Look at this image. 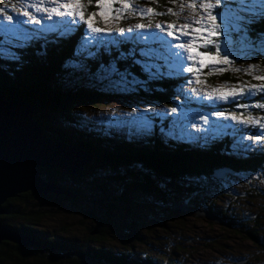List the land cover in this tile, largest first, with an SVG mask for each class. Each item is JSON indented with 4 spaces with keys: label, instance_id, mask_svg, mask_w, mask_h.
I'll return each mask as SVG.
<instances>
[{
    "label": "rangeland",
    "instance_id": "rangeland-1",
    "mask_svg": "<svg viewBox=\"0 0 264 264\" xmlns=\"http://www.w3.org/2000/svg\"><path fill=\"white\" fill-rule=\"evenodd\" d=\"M228 2L229 0H224V4L229 5ZM174 3L176 7L172 9V18L168 20L151 15L152 11H148L153 10L154 7L151 0H129L126 5L114 3L108 6L111 12L109 18L105 19L101 16H87L85 0L79 5H65L62 0H43L42 3H35L34 0H15L11 4L8 0H2V5L8 9L6 14L14 15L17 24L6 25V22L0 20V33H4V37L8 39L11 33L25 29L30 35L33 28L40 33L70 32L75 25L83 23L79 17H57L51 9L58 8L67 17V8H75L83 12L85 20L92 18L94 27L108 33L98 37L104 41L112 40L111 33L118 32L120 35L128 34L129 38H138L145 34L159 37L165 44L185 43L186 49H180L184 59L177 64L173 58L177 70L183 67L194 70L190 72L193 75L190 79L192 82L182 84L185 92L191 94V90L195 89L201 96L210 94L215 100L220 97L222 91L240 89L245 93V96L240 98V103L251 105L254 100L257 103H264L260 92V89L264 88V81L255 79L257 76H264V40L257 39L253 44L234 39L232 43L226 44L231 53L229 62H224L221 56L220 63L201 66L198 62L199 58L191 57L187 51V48L191 47L187 43L188 38L195 36L191 29L207 23L209 13L216 14L217 8L223 9L220 12V19H223L228 14V8L216 5L215 0H209L208 8L200 4L199 0L195 5L191 0H175ZM25 13H28L29 18L41 20V24L22 25L20 21L25 18ZM72 20H76L77 23H72ZM137 24H144L145 29L135 28ZM157 24L161 25L163 32L156 29ZM168 24L175 27L169 29ZM185 24L190 26L189 29H183L185 36H181L179 40L167 36L168 31H173L174 36L179 35ZM87 35L95 34L87 29ZM208 39L213 41V45L208 47H213L214 44L221 43L224 37H208ZM205 50H207L205 47L198 48L201 52ZM10 53L4 54L11 55ZM100 82L102 81L95 77L92 84ZM105 82L107 86L105 89H109L105 94L107 99L102 100L98 105L75 110L74 112L79 115L77 125H67L64 122H54L50 125L60 130L70 126L82 132H92L93 136L98 135L102 127L103 134L111 138L119 135L134 141H149L160 136L165 141L196 144L197 149H204L208 141L229 135L234 139L233 152L226 154L246 158L252 152L264 151V144L247 139L260 130V125H264V109L254 114L251 107L237 109L234 103L206 101L211 104H221L226 113L236 112L238 118L256 121L254 127H241L230 121L217 120L216 123L223 126L222 134L213 136L209 133L208 141L201 139L199 133L193 131L188 135L185 130L173 128L168 122L163 125L158 121L154 122L152 130L144 132L138 130L136 125L126 123L132 118L120 115V112L130 111L132 107L163 108L165 105L158 104L148 92L145 94L140 90L138 92L139 87L134 92L121 91L112 87L108 81ZM254 86L257 89L256 94L248 96V89ZM145 88L141 89L145 90ZM184 99L185 95L179 100ZM189 108L192 111L210 112L208 107L204 106L199 108L189 106ZM161 127L164 128L163 132L160 131ZM216 174L217 177L172 182L149 175L141 168H135L130 173L123 170L102 169L94 172L93 177L87 176V178L101 186L106 183L111 184L110 195L103 198L108 207L92 206L84 202L78 206L65 200L61 207L51 208L48 219L42 222L44 226L42 229L45 232L51 230L61 233L65 238L77 236L82 239L90 228L96 230L99 219L103 220L109 216L111 221L108 224L110 229L108 245L119 251L125 248L134 249L138 255H151L153 259H158L164 264H264V170L244 175L233 173L227 167H221ZM187 200L190 207L201 206L204 209L208 206L213 207L214 210H225L226 220L218 215L216 216L220 219L217 221L208 217H198L196 212L176 210L173 207L175 202L181 201L183 204ZM41 205L45 206L44 209L50 207L48 203ZM109 206L112 208L110 209ZM251 227H255L257 231L256 240L251 239L244 232ZM132 232L141 235L142 240L130 239Z\"/></svg>",
    "mask_w": 264,
    "mask_h": 264
},
{
    "label": "trees",
    "instance_id": "trees-1",
    "mask_svg": "<svg viewBox=\"0 0 264 264\" xmlns=\"http://www.w3.org/2000/svg\"><path fill=\"white\" fill-rule=\"evenodd\" d=\"M151 1L154 5L151 15L166 20L172 18V9L176 7L175 0ZM85 10L87 16L92 17L93 13H96L95 16L99 17L101 7L94 0L92 3L85 0ZM256 19L260 21L259 16ZM262 31L264 21L255 23L253 35ZM111 34L113 39L110 41L119 42L118 50L112 47L111 54L101 51L98 57L87 61L83 60L81 55L83 37L87 35L84 23L75 25L72 31L65 33L57 31L40 33L33 28L30 35L36 39L21 48H12L11 53L8 52L11 55H0V97L9 100L23 98L37 105L36 119L51 138L79 147L94 157L93 164L85 167L76 177L59 168H41L47 180L65 186L77 194V198L35 195L27 192L19 197L10 198L4 204L7 213L0 216L3 224L26 235L36 244L22 247L19 243L3 241L0 243V264H164L158 259H153L151 255H138L134 249L125 248L119 251L110 247L109 216L103 220L99 219L96 225L98 233L93 234L90 228L82 239L77 236L65 238L63 234L51 230L43 231L42 222L50 215L51 208L61 207L65 200L78 206L84 202L92 206L108 207L103 198L110 195L111 184L101 186L87 178L93 177V173L99 170L108 168L112 171L123 170L130 173L135 168H141L149 175L172 182L210 178L221 167L244 175L264 170V151L252 152L246 158L231 156L234 139L229 135L216 138L214 141L207 140L208 144L204 149H197L196 144L165 141L160 136L149 141H134L119 135L111 138L103 134L102 127L100 133L93 136L92 132H82L70 126L63 130L51 126L50 123L54 122L77 125L79 115L74 112L75 110L98 105L107 99L105 94L109 89H105L106 82L92 84L99 64L103 62L107 67L121 52L127 53L137 47V38H129L128 34L120 35L118 32ZM4 35L0 33V39L7 40ZM13 56L15 58H12ZM136 58L139 59V56ZM117 67L122 71L130 68L139 79H147L139 66L132 65L131 59L117 61ZM192 76L190 72H180L178 76L150 81L145 86L148 91L138 88V92L139 90L142 94L148 92L158 104L172 107L176 105L177 90L183 89L182 84ZM183 96L181 92L178 98L183 99ZM204 103V107H208L210 111L224 110L221 104ZM253 104L257 102L254 100ZM189 106L199 108L201 105L194 103ZM252 109L254 114L262 111ZM190 191L193 192L191 189ZM41 203L45 205L48 203L50 207L44 209L45 206L42 207ZM204 210L226 220L225 210H214L208 206ZM244 232L256 240L255 227ZM130 236H132L130 239H141V235L136 232L130 233Z\"/></svg>",
    "mask_w": 264,
    "mask_h": 264
},
{
    "label": "snow or ice",
    "instance_id": "snow-or-ice-1",
    "mask_svg": "<svg viewBox=\"0 0 264 264\" xmlns=\"http://www.w3.org/2000/svg\"><path fill=\"white\" fill-rule=\"evenodd\" d=\"M13 0H8V3H12ZM35 3H42L43 0H34ZM65 5H79L82 0H62ZM92 3L93 0H88ZM94 2L101 7V11L98 13L101 17L105 19L109 18L111 8L108 7L114 3L127 4L129 0H94ZM191 3L195 5L197 0H191ZM199 3L204 5L205 8L209 7V0H199ZM216 5H222L228 8V14L220 19V12L222 8H217L215 10L216 14L209 13L208 22L201 24L200 27L191 29L195 33V36L189 37L187 43L191 45L187 48L191 57H198L199 64L201 66H207L209 64L220 63V58L222 56L224 62H229L231 53L228 51L226 44L232 43L234 39L246 41L249 43L255 42L257 39L264 40V31L256 33L253 35V27L255 23L264 21V0H229V5L224 4V0H215ZM14 10V9H13ZM149 12L152 10L149 9ZM8 9L6 6L2 5V0H0V20L6 22V25L17 24L16 17L14 15L6 14ZM51 12L57 17L71 18L73 16H78L79 20L86 24L87 29L90 33L95 35H85L83 37V44L81 45V55L83 60H92L104 53L111 54L112 47H116L118 50L119 42L117 41H104L99 39L100 35H105L102 29L93 26V19H84L83 12L75 8H67V17L58 8H52ZM96 13H93L95 16ZM260 17V21L256 18ZM24 19L20 21L22 25H28L32 23L34 25H40L41 20L34 17L29 18L28 13L24 14ZM72 23H77L76 20H72ZM201 23V22H197ZM156 29L163 32V28L160 24H157ZM169 29H173L175 26L168 24ZM189 25L185 24L180 30V34L174 36L173 31H168L167 36L173 37L179 40L181 36H185L186 33L183 29H189ZM137 29H145L144 24L135 25ZM247 29V31H246ZM132 31V29H129ZM121 34H123L121 30ZM223 36L224 40L221 43L214 44L213 47H208L213 45V41L208 39V37H218ZM36 39L35 36L29 35L28 31L13 32L10 38L7 40L0 39V55L5 52H11L12 48H21L29 41ZM137 47L131 49L127 53L121 52L114 60L106 67L103 62L98 66L95 73L97 79L101 81H108L112 87H116L121 91H136L137 87L145 88V86L154 80H159L163 78H171L178 76L182 72L194 71L191 68L183 67L177 70L173 63V58H175V63H180L184 59V54L180 49H186L185 43H167L161 40L159 37L149 36L147 34L142 35L136 40ZM159 44V47L155 46ZM205 47L207 50L201 52L198 48ZM92 49H95L93 51ZM175 49V50H174ZM139 56V59L136 57ZM12 58H15L14 56ZM131 59L132 65L139 66L141 71L147 79H139L130 68L121 70L117 67V61ZM257 80L264 81V76L255 77ZM192 81L186 80V83H191ZM145 90H147L145 88ZM257 89L254 87L248 89L247 95L252 96L256 94ZM183 92L185 95L184 100H179V94ZM262 99H264V88L260 89ZM245 96V93L240 89H235L232 91H222L218 99H213L210 94H201L195 90H191V94L185 92L184 89L177 90V102L175 106L168 108L164 106L160 107H146L140 109L139 107H132L130 111L120 112V115H125L132 119L126 121L128 124L136 125L138 130L144 132H150L153 127L154 122H159L163 125L168 122L173 128H180L185 130L188 135L191 132H196L201 134L200 138L207 140L208 134L211 133L213 136L221 135L222 125L216 123L217 120L223 119L224 121H230L241 127L256 125L254 119L244 120L238 118L236 112L226 113L225 110H212L210 112L192 111L189 105L194 103L204 106V102H220L224 101L227 103H234L237 109L246 108H256L264 109V103H257L250 105L248 103H240V98ZM231 97V99H229ZM119 111V110H114ZM198 117V120H197ZM190 130V131H189ZM160 131L163 132L164 128L161 127ZM171 134V133H170ZM180 138V137H176ZM247 139L253 142H260L264 144V125H260V130L252 136H248Z\"/></svg>",
    "mask_w": 264,
    "mask_h": 264
},
{
    "label": "water",
    "instance_id": "water-1",
    "mask_svg": "<svg viewBox=\"0 0 264 264\" xmlns=\"http://www.w3.org/2000/svg\"><path fill=\"white\" fill-rule=\"evenodd\" d=\"M37 108L23 98L0 97V216L7 213L4 204L10 198L27 192L77 198V194L65 186L47 180L41 168H59L76 177L94 162V157L83 149L51 138L36 119ZM219 169L215 171V177ZM173 207L191 210L198 217L220 219L211 211L190 207L188 200L183 204L177 201ZM96 233L97 230L93 231ZM3 241L19 243L22 247L36 244L0 219V243Z\"/></svg>",
    "mask_w": 264,
    "mask_h": 264
}]
</instances>
